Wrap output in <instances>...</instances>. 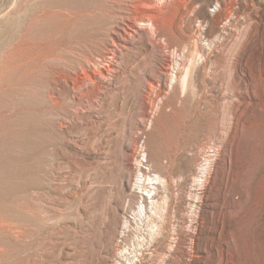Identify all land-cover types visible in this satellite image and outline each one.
Returning <instances> with one entry per match:
<instances>
[{"label": "rangeland", "instance_id": "374dc122", "mask_svg": "<svg viewBox=\"0 0 264 264\" xmlns=\"http://www.w3.org/2000/svg\"><path fill=\"white\" fill-rule=\"evenodd\" d=\"M218 1L191 0L199 17L176 54L182 78L202 59L200 36L209 76L155 92L143 117L138 75L126 90L136 110L118 95L104 109L109 157L82 154L76 164L60 125L82 106L58 68L72 71L84 56L97 69L119 60L105 49L114 4L0 0V264H213L219 238L233 250L252 246L247 227L264 211V0H233L229 24L214 25L208 44L209 25L202 34L199 24ZM243 29L248 56L231 77L220 55ZM93 87L76 90L84 104ZM89 144L79 150L99 145Z\"/></svg>", "mask_w": 264, "mask_h": 264}, {"label": "bare ground", "instance_id": "6f19581e", "mask_svg": "<svg viewBox=\"0 0 264 264\" xmlns=\"http://www.w3.org/2000/svg\"><path fill=\"white\" fill-rule=\"evenodd\" d=\"M232 1H218V12L200 18V33L203 34L201 27L209 25L205 31L208 44L211 38L209 32L214 25L229 24L233 11ZM107 2L114 4L112 16L114 21L109 23L106 30L105 49L109 54H116L119 60L112 66L97 69L94 65V58L84 56L85 59L75 62L72 71L63 68V64L58 68L59 73L69 79L65 87L73 91L71 97L75 101L79 100L82 106L80 113L74 114L70 121L65 120L60 125L69 137L68 143L80 153V156L73 158L76 164L78 162L83 164L82 154L91 155L94 152L93 160L96 163H101L109 157L107 147L112 141L113 124L103 112L115 95L124 98L122 104H127L126 108L136 110V99L134 96L130 98L126 96V90L127 85H132L138 75L142 76V79L139 78L137 81L142 82L143 95L149 99L146 103L147 107L142 108L143 117L149 116V108L155 92L165 94L166 90L173 91L176 87L180 88L181 83H188V79H197L200 74H203V79L209 76L206 71L208 57L203 53L200 36L196 39V49L202 59L194 63L193 67H188L182 78L179 67L183 65V61L178 62L176 57L177 52L184 53L192 39L189 28L194 19L199 17L196 14L197 4L192 3L191 0H107ZM142 7L145 10L139 11L138 9ZM223 38L219 35V40ZM247 47H249L248 37L243 29L237 33L234 41L228 44L226 50L220 55V66L229 76L232 77L231 71L237 73L241 71L243 61L247 60ZM126 55L131 56L122 62ZM181 57L187 61L191 58L186 55ZM261 62L263 73L264 59ZM179 79H182L180 85ZM91 84L94 86L92 103L84 104L76 90L79 89L82 94L91 93ZM54 89L57 90L56 87ZM157 89L159 91H156ZM54 93L61 95L59 91ZM54 96L50 93L53 102L55 101ZM90 141L98 142L99 145L92 149H85L84 152V146ZM95 162L93 161L92 164ZM154 180L155 183L162 182L159 176ZM140 207L142 209L144 206ZM252 219L253 221L247 227L249 238H253L252 246L246 248V245H243L241 250L238 248L233 250L229 237L224 241L219 238L213 264H264V211L258 212Z\"/></svg>", "mask_w": 264, "mask_h": 264}]
</instances>
